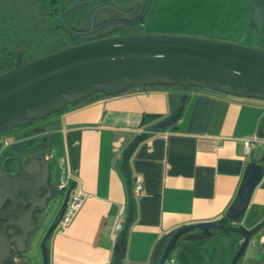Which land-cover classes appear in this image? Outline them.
Returning a JSON list of instances; mask_svg holds the SVG:
<instances>
[{
  "label": "crops",
  "instance_id": "crops-1",
  "mask_svg": "<svg viewBox=\"0 0 264 264\" xmlns=\"http://www.w3.org/2000/svg\"><path fill=\"white\" fill-rule=\"evenodd\" d=\"M181 93L187 100L179 117L149 131L129 154L128 179L122 166L126 146L170 114L176 106L170 96ZM145 113L159 117L144 125ZM47 122L51 180L61 193L56 208L68 190H80L82 197L70 221L59 222L50 235V264H113L129 202L133 215L119 263L153 264L175 228L225 214L250 160L245 140L259 135L261 127L264 132V99L199 87L141 86L91 95ZM254 147L258 159L264 144ZM263 217L264 173L237 224L251 228ZM240 239L231 230L213 229L204 239L180 238L170 258L173 264H231ZM237 264H264V237L255 248L250 244Z\"/></svg>",
  "mask_w": 264,
  "mask_h": 264
},
{
  "label": "water",
  "instance_id": "water-1",
  "mask_svg": "<svg viewBox=\"0 0 264 264\" xmlns=\"http://www.w3.org/2000/svg\"><path fill=\"white\" fill-rule=\"evenodd\" d=\"M93 1H73L43 24L27 42L13 46L17 50L13 65L0 72V133L12 127L38 122L96 93L112 95L132 87H199L264 99V47L203 35L169 32L114 34L67 45L33 59L23 57L22 52L55 19L69 34L86 37L90 35L91 29L117 21V18L105 16L98 22L102 11L113 9L120 14L131 11L117 2L105 1L89 8L78 21H67L68 13L78 11ZM145 1L146 8L149 0ZM140 18L142 16L137 20ZM250 22L257 31L262 29L264 0H252ZM170 97L176 103L174 110L151 123L148 130L138 132L126 146L122 166L128 179L127 159L133 148L149 131L173 123L187 100L186 93L172 94ZM34 126V130L20 135H39L46 128L44 122ZM259 136L264 138L262 127ZM43 138L47 140L46 145L52 146L51 134L46 133ZM18 143L14 141L12 144L14 152L23 147V144L18 147ZM261 144L264 143L256 146ZM255 148L250 150V160L241 184L225 214L219 220L190 222L175 228L167 237L156 264H164L170 258L180 238L204 239L213 234V229L231 230L241 236L231 264L238 263L250 244L256 247L257 242L264 237V217L251 228L237 224L264 173V164L261 163L264 161V149L261 156L255 159L252 154L259 153ZM52 157L51 147L39 154L23 155L19 160L20 169L10 174L5 171L0 160V260L16 253L24 257L27 239L38 216L53 198L61 195L51 180ZM68 200L69 190L41 240L43 264H50L48 240L58 226ZM132 215L133 203L129 202L125 226L119 232L115 244L113 264H118L124 256L126 229ZM24 261L29 264L27 260Z\"/></svg>",
  "mask_w": 264,
  "mask_h": 264
},
{
  "label": "rangeland",
  "instance_id": "rangeland-1",
  "mask_svg": "<svg viewBox=\"0 0 264 264\" xmlns=\"http://www.w3.org/2000/svg\"><path fill=\"white\" fill-rule=\"evenodd\" d=\"M165 2L164 8L153 11L142 26L149 31L160 29L173 30L182 33H198L199 35L219 38L237 43L264 47V24L257 31L250 23V7L252 0H173ZM56 112L45 119H50ZM35 122L21 125L22 133L34 130ZM15 133L8 131L3 137H14ZM14 154L12 145L0 148V156ZM60 195V194H59ZM60 196L53 198L36 223L27 239L26 254L31 264H43L41 240L54 220L58 208L56 203ZM50 238V237H49ZM120 264V263H119Z\"/></svg>",
  "mask_w": 264,
  "mask_h": 264
},
{
  "label": "flooded vegetation",
  "instance_id": "flooded-vegetation-1",
  "mask_svg": "<svg viewBox=\"0 0 264 264\" xmlns=\"http://www.w3.org/2000/svg\"><path fill=\"white\" fill-rule=\"evenodd\" d=\"M73 1H75V0H73ZM73 1L67 3L66 6L71 4ZM105 1L117 2L120 5L126 6L131 11L128 12V14H120L113 9H109L108 11H102L101 17L99 16L98 22H100L101 18L103 19V17H105V16H112L114 18H117V21H115L112 24L109 23V24H105L102 27H96L94 29H91L90 35L86 36V37L74 36V35H71L68 33V41H67L68 45L75 44V43L85 41V40H89V39L96 38V37H102V36L114 35V34L143 33V32L182 33V32H178V31L165 30V29H160L158 31H149V30L144 29L142 27L145 24V20L150 16V14L153 11L164 8V6H162V5L165 2L171 1V4L169 6H172L175 3H177V1H173V0H149V4L146 6V8H145V5H146L145 0H94L93 2L80 7L78 11L68 13L66 15V19L69 23H74V22L78 21L81 18V16L89 8H91L92 6H94L97 3H101V2H105ZM250 10H251V7H250ZM58 13H55L51 18L55 17ZM141 16H142V18L137 20ZM249 17H250V14H249ZM98 22H97V24H98ZM52 23L61 24L60 21L57 19H55ZM251 24H253V23H251ZM252 26L254 27V24ZM89 27L90 26H88V28ZM63 28H64V26H63ZM64 30H65V28H64ZM186 34L199 35L198 33H194V32L186 33ZM9 46H10V48L14 49L13 48L14 45H9ZM12 53H14L13 58L15 59L17 50L14 49ZM22 55L26 59H33V58H30V54L28 53L27 50H24L22 52ZM11 56H12V54H11ZM13 62H14V60H13ZM13 62H12V65H13ZM10 67L6 66V69H8ZM47 119L43 118V119L39 120L38 122H35L34 125L42 123V122H47ZM48 124H49L48 122L45 123V126L47 127ZM19 129H21V125L18 127H12L11 129L6 131V132L11 131L12 133L19 134V135H17L18 137H11V138L3 137L6 132L0 133V142H1L2 146H3V144L4 145H12L14 141H19V143L17 144L18 147H19V144H23V147L21 148V150H15L13 155H10L7 157L0 156V160L3 164V167H4L5 171L9 174L20 169L21 163L19 160L21 159V156L26 155V154H39V152L46 151L50 148V146L46 145V142H47L46 138L45 139L43 138L46 135V133H45L46 128L44 129V131H42L41 134H39V135L37 134L35 136H30L31 134L20 135V134H22V130H19ZM5 139H12V141H10L8 143H4ZM30 139H32V140H30ZM31 146H33V147H31ZM8 157H12V158H8ZM6 158H8V159H6ZM239 245H240V242H239ZM239 245H238V247H239ZM24 259L27 260L29 264H31L26 252L24 253V257H23V255L19 256L17 253L14 255L6 256L3 260H0V264H25L26 262L24 261Z\"/></svg>",
  "mask_w": 264,
  "mask_h": 264
},
{
  "label": "trees",
  "instance_id": "trees-1",
  "mask_svg": "<svg viewBox=\"0 0 264 264\" xmlns=\"http://www.w3.org/2000/svg\"><path fill=\"white\" fill-rule=\"evenodd\" d=\"M71 1L73 0H0V72L6 66L10 67L14 60V49L9 45H22L27 42L43 24ZM67 41L68 32L63 25L51 23L26 50L30 58H35L67 46ZM89 97L75 106L84 103ZM158 117L157 114L145 113L141 123L147 125ZM158 258L153 264L157 263Z\"/></svg>",
  "mask_w": 264,
  "mask_h": 264
},
{
  "label": "built area",
  "instance_id": "built-area-1",
  "mask_svg": "<svg viewBox=\"0 0 264 264\" xmlns=\"http://www.w3.org/2000/svg\"><path fill=\"white\" fill-rule=\"evenodd\" d=\"M10 141H12V139H5L4 143H8ZM258 143H264V138L260 137L259 135H254L245 140V148L247 151H250ZM59 186L64 187L65 182L61 180ZM81 203H82V197L80 190L70 192L69 200L66 209L61 217L60 223L65 224L68 221H70V219L75 214L76 210L79 208ZM120 227H121V223L119 222L116 226V229H120ZM164 264H173V260L171 258H168Z\"/></svg>",
  "mask_w": 264,
  "mask_h": 264
}]
</instances>
